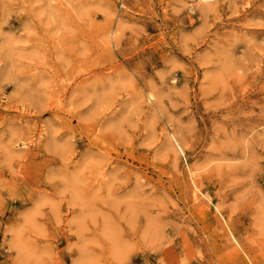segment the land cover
Instances as JSON below:
<instances>
[{
    "label": "rangeland",
    "instance_id": "1",
    "mask_svg": "<svg viewBox=\"0 0 264 264\" xmlns=\"http://www.w3.org/2000/svg\"><path fill=\"white\" fill-rule=\"evenodd\" d=\"M0 264H264V0H0Z\"/></svg>",
    "mask_w": 264,
    "mask_h": 264
},
{
    "label": "bare ground",
    "instance_id": "2",
    "mask_svg": "<svg viewBox=\"0 0 264 264\" xmlns=\"http://www.w3.org/2000/svg\"><path fill=\"white\" fill-rule=\"evenodd\" d=\"M175 143H176V141H175ZM176 145H177V143H176ZM177 147H178V145H177Z\"/></svg>",
    "mask_w": 264,
    "mask_h": 264
}]
</instances>
